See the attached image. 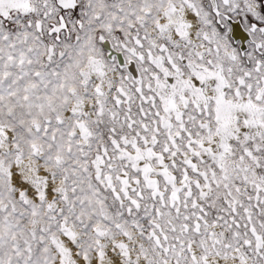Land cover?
I'll list each match as a JSON object with an SVG mask.
<instances>
[{"label": "snow or ice", "instance_id": "snow-or-ice-1", "mask_svg": "<svg viewBox=\"0 0 264 264\" xmlns=\"http://www.w3.org/2000/svg\"><path fill=\"white\" fill-rule=\"evenodd\" d=\"M0 264H264V0H0Z\"/></svg>", "mask_w": 264, "mask_h": 264}]
</instances>
